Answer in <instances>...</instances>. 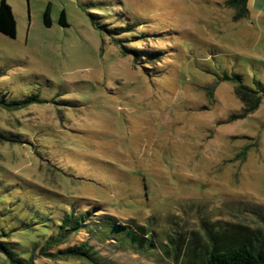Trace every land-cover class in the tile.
Masks as SVG:
<instances>
[{
  "label": "rangeland",
  "instance_id": "374dc122",
  "mask_svg": "<svg viewBox=\"0 0 264 264\" xmlns=\"http://www.w3.org/2000/svg\"><path fill=\"white\" fill-rule=\"evenodd\" d=\"M5 1L16 36L0 34V101H36L0 108L1 242L24 253L60 222L59 200L153 233L147 252L87 240L105 264H173L161 243L174 233L264 231V96L233 120L237 83L222 80L264 86V9L248 0L238 18L228 0ZM125 19L139 34L114 32ZM118 38L156 58L122 56ZM0 264L19 263L0 252Z\"/></svg>",
  "mask_w": 264,
  "mask_h": 264
},
{
  "label": "trees",
  "instance_id": "16d2710c",
  "mask_svg": "<svg viewBox=\"0 0 264 264\" xmlns=\"http://www.w3.org/2000/svg\"><path fill=\"white\" fill-rule=\"evenodd\" d=\"M247 3L248 0H228L226 5L237 12L238 18H243L248 14ZM64 17V12H61L59 19L61 26L65 25ZM43 22L49 26L48 9L43 15ZM114 32L127 36L139 34L131 21L126 19L122 26L114 29ZM0 34L10 39H14L16 36V21L11 7L5 0H0ZM114 41V44L120 46L122 56L130 55L134 62L140 60L143 63L141 58L145 55L148 62L156 58V53L137 54L133 49H127L120 38ZM157 61L159 62V60ZM222 80L237 83L234 94L241 103L242 109L239 115L233 117V120L242 119L257 109L262 96H264V86L260 82L254 81L257 89L253 90L242 84L239 74L231 76L224 74ZM35 101V97L6 104L0 101V108L12 111L24 108ZM2 137L3 134L0 133V142ZM58 203L59 211L62 210L61 213L56 211L60 222L54 223L50 232L32 243L28 250H22L24 253L18 254L0 241V252L11 263L35 264V260H44L62 264L75 263L81 259L88 264H105L96 258V253L87 244V240L91 239L101 240L114 246H130L133 250L141 252L155 249L153 233L148 232L146 225L142 227L129 223L124 225L106 217V215L98 217L93 208L79 209L74 203L67 204L60 200ZM174 234V237L171 235L161 243L162 253L173 264L180 262L183 264H264V231L261 229L232 225L229 228H209L203 229L201 232ZM80 235H84L86 239L75 240Z\"/></svg>",
  "mask_w": 264,
  "mask_h": 264
},
{
  "label": "crops",
  "instance_id": "0c3cea01",
  "mask_svg": "<svg viewBox=\"0 0 264 264\" xmlns=\"http://www.w3.org/2000/svg\"><path fill=\"white\" fill-rule=\"evenodd\" d=\"M253 2V7L262 10L264 9V0H252Z\"/></svg>",
  "mask_w": 264,
  "mask_h": 264
}]
</instances>
